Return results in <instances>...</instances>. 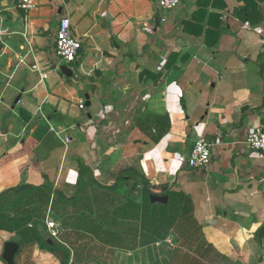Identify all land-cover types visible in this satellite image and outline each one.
<instances>
[{
  "label": "crops",
  "instance_id": "obj_1",
  "mask_svg": "<svg viewBox=\"0 0 264 264\" xmlns=\"http://www.w3.org/2000/svg\"><path fill=\"white\" fill-rule=\"evenodd\" d=\"M20 1L0 0V195L50 190L45 217L62 235L45 242L65 246L67 264H170L172 238L141 247L120 217L145 178L191 199L220 257L264 264V153L246 143L264 130V0H179L167 14L158 0ZM62 17L82 43L69 65L54 53ZM201 138L210 163L191 169ZM6 227L0 264L16 236ZM18 240L16 264H63Z\"/></svg>",
  "mask_w": 264,
  "mask_h": 264
},
{
  "label": "trees",
  "instance_id": "obj_2",
  "mask_svg": "<svg viewBox=\"0 0 264 264\" xmlns=\"http://www.w3.org/2000/svg\"><path fill=\"white\" fill-rule=\"evenodd\" d=\"M140 183L141 203L126 200L124 217L120 209V217L128 223H135L128 230L139 235L136 244L146 247L172 238L176 244L170 264H232L227 257H220L219 252L205 241L202 225L194 217V206L189 197L171 192L168 188L155 193V185L145 178ZM57 196L60 195L56 193ZM150 196H167L168 203L152 204ZM51 200L50 190L46 188L21 186L3 193L0 195V221L6 222L8 227L10 225L9 229L16 232V236L10 240L20 243L18 238L21 235H32L45 250L54 252L61 263L67 264L70 251L57 242L48 245L41 235L45 230H38V226L44 225L47 208H50V212L54 208ZM29 223L32 224L30 230L27 228Z\"/></svg>",
  "mask_w": 264,
  "mask_h": 264
},
{
  "label": "built area",
  "instance_id": "obj_3",
  "mask_svg": "<svg viewBox=\"0 0 264 264\" xmlns=\"http://www.w3.org/2000/svg\"><path fill=\"white\" fill-rule=\"evenodd\" d=\"M157 2L158 8L165 12L173 11L179 6V0H158ZM19 8L24 11H29L34 8V4L32 0H21ZM70 29V19L68 17H62L56 30L54 53L56 59L65 65L74 63L82 48L81 41L71 35ZM80 109H84L83 104L80 105ZM246 143L252 150L264 153V130L262 128L255 129L248 135ZM210 158L211 144L201 138L195 142L185 162L191 169H204L209 165ZM44 225L48 237L55 241H59L62 230L59 224L50 217L49 212L45 217Z\"/></svg>",
  "mask_w": 264,
  "mask_h": 264
},
{
  "label": "water",
  "instance_id": "obj_4",
  "mask_svg": "<svg viewBox=\"0 0 264 264\" xmlns=\"http://www.w3.org/2000/svg\"><path fill=\"white\" fill-rule=\"evenodd\" d=\"M68 1L66 0L65 3ZM156 22L158 24V20L156 19ZM60 71L62 74L66 75L67 77H71L72 71L69 67L63 65L60 67ZM18 101V100H17ZM16 101V102H17ZM151 203H160V204H166L167 203V197H156V196H150ZM42 238L47 241L48 244H52L51 239L48 237L46 232H43ZM19 244L14 241H6L3 244V250L1 254V259L5 264H16L15 263V256L19 251Z\"/></svg>",
  "mask_w": 264,
  "mask_h": 264
},
{
  "label": "rangeland",
  "instance_id": "obj_5",
  "mask_svg": "<svg viewBox=\"0 0 264 264\" xmlns=\"http://www.w3.org/2000/svg\"><path fill=\"white\" fill-rule=\"evenodd\" d=\"M178 8H179V6H178ZM162 11V10H161ZM174 11V10H173ZM172 11H169V12H165V11H162V14H167V13H171ZM7 226V225H6ZM7 229H9V227L7 226L6 227ZM26 231V230H25ZM25 231H23V232H25ZM27 232V231H26ZM23 247V246H22ZM20 253V252H19ZM18 253V254H19ZM18 256V255H17ZM18 259V258H17ZM17 264H18V262H17Z\"/></svg>",
  "mask_w": 264,
  "mask_h": 264
}]
</instances>
